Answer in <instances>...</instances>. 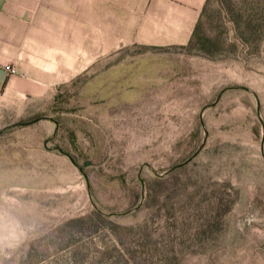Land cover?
I'll list each match as a JSON object with an SVG mask.
<instances>
[{
  "label": "rangeland",
  "instance_id": "374dc122",
  "mask_svg": "<svg viewBox=\"0 0 264 264\" xmlns=\"http://www.w3.org/2000/svg\"><path fill=\"white\" fill-rule=\"evenodd\" d=\"M119 59L0 120V264H264V0Z\"/></svg>",
  "mask_w": 264,
  "mask_h": 264
},
{
  "label": "crops",
  "instance_id": "0c3cea01",
  "mask_svg": "<svg viewBox=\"0 0 264 264\" xmlns=\"http://www.w3.org/2000/svg\"><path fill=\"white\" fill-rule=\"evenodd\" d=\"M207 1L0 0V120L92 70L104 97H123L109 87L122 50L187 46Z\"/></svg>",
  "mask_w": 264,
  "mask_h": 264
},
{
  "label": "trees",
  "instance_id": "16d2710c",
  "mask_svg": "<svg viewBox=\"0 0 264 264\" xmlns=\"http://www.w3.org/2000/svg\"><path fill=\"white\" fill-rule=\"evenodd\" d=\"M198 28H199V22L197 24V27L195 28L192 39L190 40L189 44L187 45L188 47L192 46L194 44V41L197 40Z\"/></svg>",
  "mask_w": 264,
  "mask_h": 264
},
{
  "label": "built area",
  "instance_id": "2783aa9c",
  "mask_svg": "<svg viewBox=\"0 0 264 264\" xmlns=\"http://www.w3.org/2000/svg\"><path fill=\"white\" fill-rule=\"evenodd\" d=\"M10 68V67H9Z\"/></svg>",
  "mask_w": 264,
  "mask_h": 264
}]
</instances>
